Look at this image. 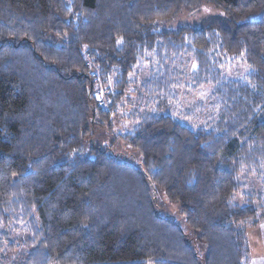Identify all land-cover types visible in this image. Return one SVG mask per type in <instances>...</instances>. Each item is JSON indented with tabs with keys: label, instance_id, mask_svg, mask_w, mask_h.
<instances>
[{
	"label": "trees",
	"instance_id": "1",
	"mask_svg": "<svg viewBox=\"0 0 264 264\" xmlns=\"http://www.w3.org/2000/svg\"><path fill=\"white\" fill-rule=\"evenodd\" d=\"M203 4L220 15L159 28ZM148 52L158 70L141 94H177L176 64L190 57L193 88L212 85L217 111L196 127L135 113L117 136L140 157L127 163L93 143L92 127L112 125ZM240 56L247 73L224 77ZM109 75L103 104L95 85ZM158 193L187 229L160 214ZM262 221L264 0H0V223L22 225L29 247L10 264H246L248 227ZM12 246L0 235V252Z\"/></svg>",
	"mask_w": 264,
	"mask_h": 264
},
{
	"label": "rangeland",
	"instance_id": "2",
	"mask_svg": "<svg viewBox=\"0 0 264 264\" xmlns=\"http://www.w3.org/2000/svg\"><path fill=\"white\" fill-rule=\"evenodd\" d=\"M220 15V11L213 4H203L198 13H189L187 11L179 12L173 19L169 21L158 22L159 28L166 30H176L181 27L199 28L214 16ZM195 63L190 57L181 58V62L176 64V67L180 73L179 84L176 88L177 94H170L167 96L175 95L174 101L169 97H165L163 94L159 95V98L154 100L149 99L146 94H141V85L152 78L157 73V61L155 55L151 52L145 54L135 64L132 72L129 74L128 80L130 81L129 87L125 90L123 98L115 104V111L110 116V122L112 125L109 127L107 124L95 125L92 127L94 131L92 135L93 143L101 145L108 149L109 153L115 156L121 161L127 163H134L136 160H140V157L134 149L127 146L124 142L117 139L118 135L131 132L136 124L137 120H133L132 117L135 113H151L162 110L163 112L170 113L175 118H178L181 122L189 124L191 126H198L201 123L203 117L212 116L217 111V104L211 98L212 85H203L199 88H193L192 71L195 69ZM222 75L224 77L238 78L243 77L247 71L248 66L243 56L234 58L229 57L225 60L224 64L220 67ZM115 83L114 75H109L108 81L102 83L97 80L95 88L100 91L99 98L103 104L110 101L105 90L112 88ZM202 105V108L197 109L193 116H189L190 108L194 105ZM242 182L247 188L259 190L261 184L257 182L255 177L243 175ZM157 204L160 208V214L169 216L171 219H175L179 222L180 226L187 229L184 223V219L180 215L179 206L173 203L164 196L162 193L157 195ZM264 224V221H262ZM14 227H16L14 229ZM22 225H16L11 222L8 226H3L0 223V235L6 237L9 241L13 242L11 252L5 248V251L0 252V259L3 254V260L6 264L16 258L19 260L20 254H24L28 250V246L25 244L27 237L24 234ZM259 227H248V240L256 239L258 235ZM264 232V228H263ZM22 243V245H19ZM254 245V243H251ZM201 245H199L200 248ZM14 257V258H13ZM256 262V263H255ZM253 263V261H252ZM255 264H259L258 261H254ZM2 264V263H0ZM146 264H153L147 262Z\"/></svg>",
	"mask_w": 264,
	"mask_h": 264
},
{
	"label": "crops",
	"instance_id": "3",
	"mask_svg": "<svg viewBox=\"0 0 264 264\" xmlns=\"http://www.w3.org/2000/svg\"><path fill=\"white\" fill-rule=\"evenodd\" d=\"M264 224L260 223L258 228V235L256 239L253 241L249 238V254L248 261L246 264H255L254 261H258L259 264H264V232H263ZM251 243H254L252 245ZM253 261V263H252Z\"/></svg>",
	"mask_w": 264,
	"mask_h": 264
},
{
	"label": "water",
	"instance_id": "4",
	"mask_svg": "<svg viewBox=\"0 0 264 264\" xmlns=\"http://www.w3.org/2000/svg\"><path fill=\"white\" fill-rule=\"evenodd\" d=\"M89 96H90V94H89Z\"/></svg>",
	"mask_w": 264,
	"mask_h": 264
}]
</instances>
